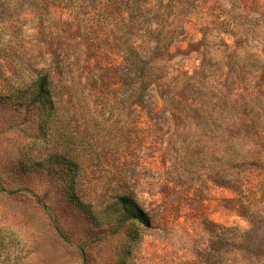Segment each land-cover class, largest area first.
<instances>
[{
  "label": "rangeland",
  "instance_id": "1",
  "mask_svg": "<svg viewBox=\"0 0 264 264\" xmlns=\"http://www.w3.org/2000/svg\"><path fill=\"white\" fill-rule=\"evenodd\" d=\"M129 47L149 60L153 48L165 50L160 87L177 96L178 109L157 85L144 110L127 107L121 69ZM256 52L264 58V0H0V243L7 247L0 264H200L214 240L204 222L248 231L240 206L263 217L264 199L240 198L224 185L219 144L202 131L209 122L190 106L185 81L216 111L214 96L226 92V80L241 79ZM36 70L50 73L59 106L45 139L37 116L9 102L29 89ZM62 134L82 163L81 198L104 206L122 190L119 177L129 178L151 221L130 254L128 227L115 234L96 226L42 169L51 152H64L55 141ZM22 163L29 170L12 181ZM232 174L250 191L264 183V172ZM245 246L237 260L261 264L263 238ZM232 258L214 255L220 263Z\"/></svg>",
  "mask_w": 264,
  "mask_h": 264
},
{
  "label": "trees",
  "instance_id": "2",
  "mask_svg": "<svg viewBox=\"0 0 264 264\" xmlns=\"http://www.w3.org/2000/svg\"><path fill=\"white\" fill-rule=\"evenodd\" d=\"M164 51L153 48L148 55L155 59L149 60L144 58L145 52L141 55L138 48L125 49L126 57L121 71L125 78L122 86L125 92L124 103L127 107L144 110L149 105L150 88L157 85L164 102L172 109L179 108L180 103L177 101V96L172 91H167L165 87H160V84L167 79L166 63L163 61ZM240 73L242 74L241 79L226 80L224 85L226 92L214 96L215 100L220 103L216 111H208L204 108L207 102L202 100L200 92H197L195 86L188 81H185L187 82L185 88L190 92L192 99L190 106L202 121L209 122L208 126L205 125L202 128V131L206 132V138L214 144V147L217 143L219 144L218 149L222 153L224 165L221 172H225L224 185L238 191L240 198L242 194L248 196L254 192L256 193L253 196L254 199H264V183L250 191L245 181L234 180L232 174V172H264V58L261 54L256 52L254 60L245 62L241 66ZM115 75L120 79V74ZM246 75L248 78L245 77ZM237 85L241 88L240 92ZM122 86L117 89L120 90ZM9 102L15 108L24 109L28 113L35 114V117L37 116V126L44 139L53 136L54 131H51L50 127L54 126L53 122L57 118L59 106L54 100L51 75L48 71L36 70L35 78L29 89L18 90ZM57 138L56 142L62 140L61 145H64L62 147L64 152H51L41 162L42 169L57 178L63 185L66 201L86 214L96 226L114 227L111 233L115 234L128 227L125 236L129 243L125 254H130L141 241V229L148 228L151 221L149 214L142 208L133 191L129 178L126 175L120 176L117 185L122 186V190L115 194L111 202L96 207L92 199H83L79 196L83 182L82 163L74 152L75 147L71 146L74 144L73 138L67 134H62ZM26 169H28L27 165L22 163L21 172L14 169L8 178L20 182ZM251 207V204L246 207L240 206V213L250 223V229L245 232H238L209 221L204 222L214 235V240L210 243L206 256H197L198 263L202 264L203 261L205 264H245L242 260H237L235 253L241 254L247 251L245 245L253 235H257L259 239L262 237L264 242V214L262 213L263 217H261L260 213L253 211ZM0 246L2 254L5 253L7 247L4 242H1ZM219 251L225 255H232L233 258L227 262H217L214 255ZM259 257L258 262L264 264V252ZM118 264H126V262L122 259Z\"/></svg>",
  "mask_w": 264,
  "mask_h": 264
}]
</instances>
